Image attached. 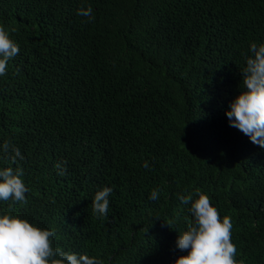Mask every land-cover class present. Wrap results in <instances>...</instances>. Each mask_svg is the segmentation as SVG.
<instances>
[{"label": "trees", "instance_id": "trees-1", "mask_svg": "<svg viewBox=\"0 0 264 264\" xmlns=\"http://www.w3.org/2000/svg\"><path fill=\"white\" fill-rule=\"evenodd\" d=\"M0 26L20 47L0 77V144L24 156L0 167L29 189L0 211L102 264H174L193 223L179 197L204 193L231 218L238 264H264V149L225 116L264 44V0H0Z\"/></svg>", "mask_w": 264, "mask_h": 264}, {"label": "clouds", "instance_id": "clouds-1", "mask_svg": "<svg viewBox=\"0 0 264 264\" xmlns=\"http://www.w3.org/2000/svg\"><path fill=\"white\" fill-rule=\"evenodd\" d=\"M93 9L78 10L77 14L91 18ZM250 55L246 57L242 70V90L233 97L225 109L230 127L238 129L249 141L264 149V44L249 45ZM20 52L19 44L10 38L9 32L0 26V77L6 75L8 61ZM0 153L12 163L24 160L20 149L11 142L0 144ZM66 162L57 164L59 175L67 171ZM145 169L150 165L145 162ZM22 168L0 167V201L26 203L29 189L23 180ZM112 187L96 191L91 201L98 217L109 213V197ZM158 190L150 193L149 199L156 201ZM184 204H190L189 212L193 223L179 233L176 247L186 255L178 256L174 264H238L237 250L231 242L233 224L231 218L222 219L210 198L196 193V198L180 196ZM55 232L40 228L27 219L0 211V264H102L95 256L66 252L53 246Z\"/></svg>", "mask_w": 264, "mask_h": 264}]
</instances>
